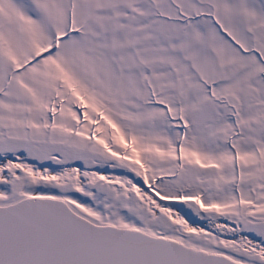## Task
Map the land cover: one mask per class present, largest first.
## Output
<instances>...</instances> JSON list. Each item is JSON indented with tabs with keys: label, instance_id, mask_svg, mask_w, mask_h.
Segmentation results:
<instances>
[{
	"label": "snow or ice",
	"instance_id": "1",
	"mask_svg": "<svg viewBox=\"0 0 264 264\" xmlns=\"http://www.w3.org/2000/svg\"><path fill=\"white\" fill-rule=\"evenodd\" d=\"M0 264H264V0H0Z\"/></svg>",
	"mask_w": 264,
	"mask_h": 264
}]
</instances>
